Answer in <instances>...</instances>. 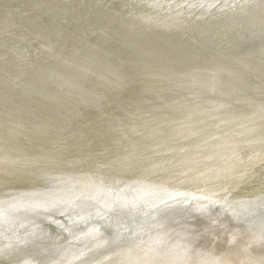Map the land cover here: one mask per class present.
<instances>
[{
  "label": "bare ground",
  "instance_id": "bare-ground-1",
  "mask_svg": "<svg viewBox=\"0 0 264 264\" xmlns=\"http://www.w3.org/2000/svg\"><path fill=\"white\" fill-rule=\"evenodd\" d=\"M0 264H264V0H0Z\"/></svg>",
  "mask_w": 264,
  "mask_h": 264
},
{
  "label": "water",
  "instance_id": "water-1",
  "mask_svg": "<svg viewBox=\"0 0 264 264\" xmlns=\"http://www.w3.org/2000/svg\"><path fill=\"white\" fill-rule=\"evenodd\" d=\"M50 226L49 227H52L51 224H49ZM244 242V240H240L234 244H232V251L230 252V254L234 253V250H238V247L237 246H242L241 243Z\"/></svg>",
  "mask_w": 264,
  "mask_h": 264
}]
</instances>
